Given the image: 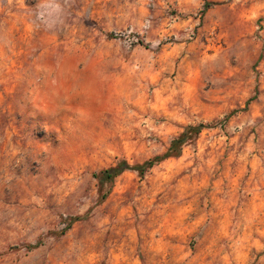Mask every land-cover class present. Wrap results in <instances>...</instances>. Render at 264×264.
Wrapping results in <instances>:
<instances>
[{
  "label": "rangeland",
  "instance_id": "374dc122",
  "mask_svg": "<svg viewBox=\"0 0 264 264\" xmlns=\"http://www.w3.org/2000/svg\"><path fill=\"white\" fill-rule=\"evenodd\" d=\"M58 2L0 0V264H264V0Z\"/></svg>",
  "mask_w": 264,
  "mask_h": 264
},
{
  "label": "trees",
  "instance_id": "16d2710c",
  "mask_svg": "<svg viewBox=\"0 0 264 264\" xmlns=\"http://www.w3.org/2000/svg\"><path fill=\"white\" fill-rule=\"evenodd\" d=\"M201 128H202L201 125L187 127L183 133H181L177 138L172 140L170 144V148L165 155L160 156V157H154L150 161L146 162L142 167H137V168H141L140 170L144 171L143 168L152 167L156 162L162 161L164 158L171 157V156L173 157L179 156L181 147L185 144V142L189 138L197 135L200 132ZM129 168L130 167L128 164L120 163L116 167H111L109 169L104 170L102 174L106 176L108 179H112L118 176L119 174H121L125 169H129Z\"/></svg>",
  "mask_w": 264,
  "mask_h": 264
},
{
  "label": "clouds",
  "instance_id": "9594fccd",
  "mask_svg": "<svg viewBox=\"0 0 264 264\" xmlns=\"http://www.w3.org/2000/svg\"><path fill=\"white\" fill-rule=\"evenodd\" d=\"M35 19L46 29L56 27L62 22V9L58 0H35Z\"/></svg>",
  "mask_w": 264,
  "mask_h": 264
}]
</instances>
